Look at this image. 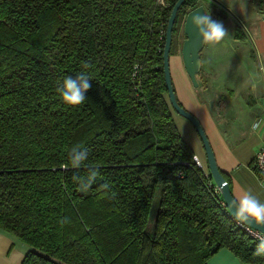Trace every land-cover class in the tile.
<instances>
[{
    "label": "trees",
    "instance_id": "obj_1",
    "mask_svg": "<svg viewBox=\"0 0 264 264\" xmlns=\"http://www.w3.org/2000/svg\"><path fill=\"white\" fill-rule=\"evenodd\" d=\"M175 1L0 0V229L27 245L23 264H207L222 247L264 264L172 118L162 51ZM197 4L179 6L169 54ZM82 73L84 103H63L59 83ZM73 148L88 152L79 169ZM91 168L81 192L73 177Z\"/></svg>",
    "mask_w": 264,
    "mask_h": 264
},
{
    "label": "crops",
    "instance_id": "obj_2",
    "mask_svg": "<svg viewBox=\"0 0 264 264\" xmlns=\"http://www.w3.org/2000/svg\"><path fill=\"white\" fill-rule=\"evenodd\" d=\"M215 3L221 7L220 3ZM245 3L241 5L243 11L250 16L256 15L258 8L249 0H245ZM226 18L227 16L218 20ZM180 32L182 33L181 30ZM178 37L177 33L174 50L169 54L171 81L178 102L200 121L216 163L227 179L233 197L235 198L238 190L243 188L251 190L261 202H264V184L251 164L256 150L264 143V131L251 130V125L256 119H264V84L258 70V78L246 85L248 88L246 96L241 93L230 94V91L223 87V83L229 79L218 76L217 70L212 69V64L207 61V56L205 58L201 54L198 85L194 86L183 66L180 52L182 41L180 42ZM253 48L257 68L256 56L258 55L262 61L263 59L256 47ZM171 113L179 134L189 144L204 169L208 170L205 151L195 128L187 118L173 109ZM27 248L24 242L0 229V264H23ZM206 263L249 264L241 261L225 247L211 254Z\"/></svg>",
    "mask_w": 264,
    "mask_h": 264
},
{
    "label": "rangeland",
    "instance_id": "obj_3",
    "mask_svg": "<svg viewBox=\"0 0 264 264\" xmlns=\"http://www.w3.org/2000/svg\"><path fill=\"white\" fill-rule=\"evenodd\" d=\"M255 1H260L261 5L259 3L255 5L258 11L255 12L256 15L250 16L243 11L241 6L245 0H198V3L204 6L205 11L209 9L214 20H218L215 10H225L227 13L225 20L218 21L223 23L228 35L218 44L204 43L200 55L202 54L205 58L207 56V61L212 64V69L217 70L218 76L229 79L223 83V87L226 91H230V94L241 93L246 96L247 83L258 78L253 46L259 51L264 62V15H260L264 14V0ZM215 2L220 3L221 7L215 5ZM235 23L240 27L238 34L234 33ZM177 30L178 40L181 42L183 32L181 33L180 30L182 31V28ZM177 33L174 36L175 44ZM157 204L158 192L154 190L148 225L153 223Z\"/></svg>",
    "mask_w": 264,
    "mask_h": 264
},
{
    "label": "clouds",
    "instance_id": "obj_4",
    "mask_svg": "<svg viewBox=\"0 0 264 264\" xmlns=\"http://www.w3.org/2000/svg\"><path fill=\"white\" fill-rule=\"evenodd\" d=\"M200 10V11H197ZM195 10L190 17L189 23L195 30L197 37L202 43L218 44L225 39L228 31L222 22L214 20L210 11L203 8ZM84 67H90L85 63ZM92 87L90 79L85 74L76 77L66 76L58 85L56 91L63 103L76 106L84 103L86 94ZM253 132L264 131V119L258 120L251 125ZM88 160V152L73 148L70 153V165L73 169H79ZM68 164L64 167L68 168ZM100 176L98 168H91L84 177L74 176L73 179L79 184L81 192H87L96 183ZM110 186L105 183L102 188L107 190ZM229 210L237 222L242 224L257 225L264 227V202L252 193L251 190L239 189L238 194L228 204ZM66 222V218L65 221ZM264 254V236L260 237L257 247V255Z\"/></svg>",
    "mask_w": 264,
    "mask_h": 264
},
{
    "label": "water",
    "instance_id": "obj_5",
    "mask_svg": "<svg viewBox=\"0 0 264 264\" xmlns=\"http://www.w3.org/2000/svg\"><path fill=\"white\" fill-rule=\"evenodd\" d=\"M183 0H176L174 4L171 7L170 14L167 19L166 27H165V34H164V42H163V51H162V60H163V75H164V81L166 86V92L168 96V100L170 102V105L172 109L182 115L183 117L187 118L193 127L195 128L205 151L207 166L209 169L210 176L212 177L214 183L217 185V187L220 190V194L224 200L225 206L229 212V214L233 217L232 212L228 208L229 202L234 198L229 187V183L225 176L220 171L215 156L213 153V150L211 148V145L209 143L208 137L198 120V118L185 109L180 103L178 102L172 81H171V75L169 70V51L171 46V40H172V28L173 23L176 17L177 10ZM203 8L204 6L202 4H197L195 7L189 9L183 19H182V32H183V39L180 46V52L182 57L183 66L186 70V73L188 74L192 84L194 86L198 85V79L197 74L200 71L201 68V57L200 52L203 48L204 43L201 42V40L197 37L195 30L192 28V26L189 23L190 17L193 12L197 9ZM205 10V9H204ZM200 11V10H197ZM234 218V217H233ZM235 219V218H234ZM249 225V224H247ZM252 227H255L262 232H264V227H260L257 225H249Z\"/></svg>",
    "mask_w": 264,
    "mask_h": 264
},
{
    "label": "built area",
    "instance_id": "obj_6",
    "mask_svg": "<svg viewBox=\"0 0 264 264\" xmlns=\"http://www.w3.org/2000/svg\"><path fill=\"white\" fill-rule=\"evenodd\" d=\"M160 1L163 3V0H160ZM256 58H257V60H256L257 70H258L260 77H261V80L263 81V84H264V62L258 57V55L256 56ZM258 120H260V119H256L254 122H256ZM193 160L197 166L201 167L204 170V175L207 177L205 185L208 188H210L211 194L216 199H219L220 195H221L220 190L217 187V185L214 183L212 177L210 176L209 169L208 170L204 169L201 161L194 154H193ZM251 164H252V167L254 168V170L256 171L258 178L264 184V143L261 144L258 147V149L256 150ZM219 201L222 202L223 204H225L223 198H222V200L219 199ZM239 224H240V226H242V228L251 237H253L254 239H256L259 242H260V237L264 236V232H262L261 230L255 228V227L249 226L247 224H242V223H239Z\"/></svg>",
    "mask_w": 264,
    "mask_h": 264
}]
</instances>
